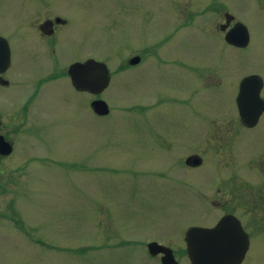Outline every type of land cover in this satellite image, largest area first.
Masks as SVG:
<instances>
[{
	"label": "rangeland",
	"instance_id": "374dc122",
	"mask_svg": "<svg viewBox=\"0 0 264 264\" xmlns=\"http://www.w3.org/2000/svg\"><path fill=\"white\" fill-rule=\"evenodd\" d=\"M185 4L191 13L210 17L201 0H47L58 12L83 13L86 24L75 23L61 48L62 69L77 52L93 47L90 55L114 74L99 95L110 113L105 118L89 114V96L75 93L66 78L46 87L37 117L41 126L31 127L38 140L45 136L39 142L31 133L20 134L12 154L0 159V264H160L159 257L147 254L149 242L170 248L178 264H189L186 225L211 223L220 213V178L226 199V191L238 189L242 198L245 184L264 180L254 170L255 161H241L245 166L229 161L261 156L264 150H258L252 135L264 137V131H243L233 143L234 156L232 144L228 152L215 153L207 143L196 169L183 163L190 145L180 153L176 142L171 153L169 144L162 143L198 139L205 120L217 110L223 114L219 135L227 142L233 135L236 83L250 72L264 78L263 20L247 15L242 17L251 41L245 49L186 30V24L169 44L152 46L182 22ZM238 6L241 10L242 4ZM122 8L136 16L120 25ZM7 12L0 2V28L8 21ZM193 19L202 21L198 15ZM131 55L144 56L146 62L135 72H120ZM158 55L186 56L195 67L152 66ZM20 60L12 53L15 70H35L43 63ZM203 64L215 66L216 73L213 83L201 86L195 77ZM0 108L12 114L16 106L0 100ZM5 124L2 133L9 135L11 123ZM243 264H264V231L252 239Z\"/></svg>",
	"mask_w": 264,
	"mask_h": 264
},
{
	"label": "flooded vegetation",
	"instance_id": "af4514ba",
	"mask_svg": "<svg viewBox=\"0 0 264 264\" xmlns=\"http://www.w3.org/2000/svg\"><path fill=\"white\" fill-rule=\"evenodd\" d=\"M0 2L1 4L7 6L8 11V21L6 23V20L4 19V24L1 23L0 28V100L14 103L16 106V109L12 114L9 112L4 114V110L0 108V137L11 147V153L9 155L3 156L0 154L1 159L7 158L12 154L15 139L18 138L20 134H25L27 132L31 133L33 138L39 142L41 141L42 137L45 136L41 135L40 139L38 140L37 138L39 135H37V131L33 130L31 127L37 128L38 126H41V123H39L40 119L37 117L40 112L42 113V96L44 95L48 85L53 84L60 79L66 78L69 86L75 93H82L86 94L87 97L89 96L90 102L88 104V108L89 114L92 116L96 115L91 108V103L95 99L100 98L91 92L78 90L72 83L68 74L69 67L72 64L96 60L93 55H90L93 52V47H88L85 52H77V54L74 55V59L71 60L72 62L67 66H64L63 69L61 65L63 58H61L62 56L60 55V51L61 48L64 47L63 43L67 42L68 37L71 35L73 31V25L75 23H77L76 25L86 24L83 21V13L58 12L55 9H50V7L47 5V0H0ZM201 2L203 3V6H205L206 12L210 13L209 18L203 17V15L200 13H191L189 7H187L185 4V7L182 8L181 12L182 22H180V24L177 23L176 26H173L172 30L169 31L168 35L163 39L156 38L152 46H157L160 43L169 44L174 34L179 32V30L182 29V27L186 24V30L193 29L199 32H204L210 39L212 37L218 38L230 47L235 49H245L250 45L251 35L247 26V20L242 17V15H247L245 17L250 18L251 20H257L259 22L263 20L264 24V0H201ZM238 4H242V7H240L241 10L239 9ZM134 15L136 16V12H132L131 9L122 8L120 11V18L118 19L119 24H124L126 20L130 21L133 19ZM193 15H198L201 17L202 21H195L193 19ZM186 30L184 29L183 32H186ZM238 30H244L245 32L247 41L244 46H234L227 43L226 41V36L230 32L233 33V37L236 39L235 36L240 35ZM261 36L264 38V33ZM3 47L7 49L8 56L4 57V54L2 53ZM74 47H76L77 50H81L83 46L75 45ZM12 53L19 55V58L22 59L20 60L21 62H25L24 60L33 58L35 61H42L43 63L38 69L35 70H32L31 68L29 71H24L22 70L23 66H21V68L16 67L15 70V64L13 66L12 62ZM85 54L86 56H84ZM134 59L137 60L136 63H131V61ZM188 61L189 60L186 58V56L180 58L178 56L171 57L170 55H158L155 56V58L151 61V64L152 66H173L175 69L177 68L185 71L195 67L191 66ZM144 62H146L144 56L131 55L126 57L123 60L124 65L120 69V72L125 74H127L129 71L133 72L134 69L136 70V68L142 66ZM198 68L199 75L195 78L198 80L201 79V86L207 81L211 83L214 82V76L216 73L215 66L203 64L198 66ZM109 74L110 78L107 89L112 84V78L114 75L110 69ZM247 77L256 78L260 86L259 96L263 100V109L252 127H248L244 123L236 102L240 83L244 78ZM235 90L236 96L233 104L235 108V116L233 117L235 119H233V125L230 123L233 127V135L228 136L227 139L225 138L228 143L224 141V138L221 137V135H219V131L222 130L221 117L223 115L222 111L219 110L214 111L212 115L208 116V118L205 120L208 122L207 127L204 128L203 134L198 139L186 141V143V139H184V137L181 139L178 138L179 140L175 141L172 139V141H169V139L162 141V143H165V145L166 143L169 144L171 153L173 152V146L176 142H178L177 145L179 148L182 149L180 153L183 152L185 145H190L189 149L186 147V156L183 162L187 169H196L201 166L202 159L205 157V153H207V143L213 145L211 147L213 149L210 150H214V152L216 151L215 153L222 152L223 148L228 152V149L232 144V150L230 151L232 156H234L233 143L238 137H240V134L243 131H264V124H262V119L264 118V97L262 96V92L264 90V78L259 73L250 72L239 79V81L236 83ZM5 115H8V117H4ZM108 115L100 118H105ZM8 119L11 125L9 124ZM5 123L9 124V129L11 128V131H8L10 132L9 135L2 133L3 128L7 126ZM237 134H239V136ZM153 135L155 137H160L163 134L152 133V137ZM263 138L264 137L261 135H252L253 142L258 147L259 151L264 150ZM222 142L226 143L227 145L222 147L224 145ZM241 144L243 145V143ZM163 147L164 146L161 147L162 150ZM195 149H198V152L195 151ZM259 151H254V154ZM260 154L261 156L256 157V160H254L253 157L246 158V155L243 157V159L229 157V161H235L237 163L233 164H240V166H245L244 163L241 162L243 160L247 161L246 164L249 163L250 160L255 161L256 166L254 167V170L258 171L260 178L259 180H261V177L264 174V151H260ZM222 181L223 178H220L218 185L221 186L217 185L216 187L217 193H220L219 195L223 196V198H219L221 202L219 205H217V209L220 211V213L216 215L214 221L211 223L187 224L184 234H187V232L194 227L210 229L214 227L220 220L226 218V233L232 231H235L237 235H242L243 233L244 239L246 240L247 249L241 262L239 263L243 264L249 251L252 239L264 231V180H261L262 182L255 186L248 184L249 187H247V184H245L243 186L245 187L243 188L245 192H243L244 195L242 198H238V193H240L238 189V192H234V190L230 192L226 191L228 192L227 199L226 193L224 194V191H222L226 184ZM189 188L193 187H188V191L190 190ZM198 190L200 191L201 196L204 198V190L201 188ZM204 199L206 200V198Z\"/></svg>",
	"mask_w": 264,
	"mask_h": 264
},
{
	"label": "water",
	"instance_id": "95a60500",
	"mask_svg": "<svg viewBox=\"0 0 264 264\" xmlns=\"http://www.w3.org/2000/svg\"><path fill=\"white\" fill-rule=\"evenodd\" d=\"M240 35L233 37L230 32L226 36L227 43L234 46H244L246 35L244 30H238ZM4 57L8 56L7 49L2 48ZM136 59L131 63H136ZM68 74L72 83L80 91H88L95 95L101 93L109 83V71L105 64L89 60L75 63L69 67ZM260 86L254 77L244 78L239 86L236 102L244 123L252 127L263 109V102L259 98ZM93 111L98 116H105L108 107L102 100L91 103ZM10 145L0 137V154L8 155ZM226 218L220 220L211 229L192 228L185 234L186 252L190 264H239L247 249V243L242 233L235 231L226 233ZM242 232V231H241ZM240 233V232H238ZM148 254L152 257L161 255V264H177L172 251L156 242L147 245Z\"/></svg>",
	"mask_w": 264,
	"mask_h": 264
}]
</instances>
